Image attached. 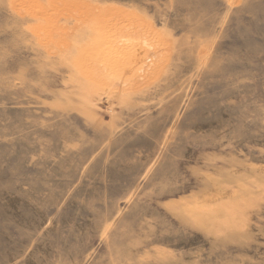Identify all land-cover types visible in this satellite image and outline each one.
<instances>
[{
    "label": "rangeland",
    "instance_id": "1",
    "mask_svg": "<svg viewBox=\"0 0 264 264\" xmlns=\"http://www.w3.org/2000/svg\"><path fill=\"white\" fill-rule=\"evenodd\" d=\"M0 264H264V0H0Z\"/></svg>",
    "mask_w": 264,
    "mask_h": 264
}]
</instances>
